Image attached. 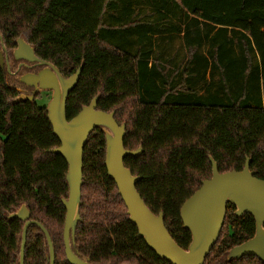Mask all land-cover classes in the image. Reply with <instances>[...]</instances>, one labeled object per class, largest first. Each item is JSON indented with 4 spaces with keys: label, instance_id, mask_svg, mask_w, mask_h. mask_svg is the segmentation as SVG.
Wrapping results in <instances>:
<instances>
[{
    "label": "trees",
    "instance_id": "1",
    "mask_svg": "<svg viewBox=\"0 0 264 264\" xmlns=\"http://www.w3.org/2000/svg\"><path fill=\"white\" fill-rule=\"evenodd\" d=\"M24 38L64 77L84 64L70 92L67 118L99 96L98 109L126 123L124 146L142 147L125 166L146 205L165 215L187 249L191 233L180 209L212 176L251 170L264 180V0H0V46L10 59ZM13 70V66H11ZM20 81L0 65V264H19L22 204L48 230L55 264H70L63 236L68 164L47 150L60 145L47 102L23 98ZM50 93V92H48ZM31 95L30 93H24ZM102 127L83 152L80 216L72 248L94 264H171L138 237L105 164ZM227 205L217 243L204 264H264L256 256L227 260L255 233L252 215ZM42 230L30 225L24 264H49Z\"/></svg>",
    "mask_w": 264,
    "mask_h": 264
},
{
    "label": "water",
    "instance_id": "2",
    "mask_svg": "<svg viewBox=\"0 0 264 264\" xmlns=\"http://www.w3.org/2000/svg\"><path fill=\"white\" fill-rule=\"evenodd\" d=\"M16 43L17 46L13 50L16 60L24 59L35 65L44 66L38 73H29L21 78L22 82L35 88L33 94L21 96L34 100L37 92H51L46 108L48 119L54 134L60 140V145L47 151L61 155L68 164L66 180L69 193L68 198H63L62 202L66 209L63 229L65 253L70 264H94L89 258H81L73 250L72 243L81 219L83 152L89 135L97 127H102L105 133L106 168L126 205L129 220L136 225L138 237L144 239L160 259L171 264H204L219 239L226 219L227 205L231 203L235 206L236 217H243L246 214L253 216L256 229L251 238L228 251L227 260H238L251 255L264 263V180L256 177L255 172L251 170L250 159H247L241 170L220 172L216 160L209 156L212 163L211 178L203 180L201 186L185 200L180 209L183 226L192 236L190 244L185 249L174 240L166 227L164 212L155 214L138 192L136 184L142 177L133 175L125 166V157H137L142 152V147L136 150L125 148L126 123L117 122L115 111L98 109L99 96H95L88 105H84L72 119L68 120L67 99L80 80L84 64L71 76L64 77L55 64L39 58L34 48L24 38H18ZM5 54L7 57V49L3 46L2 50L0 49V65L4 67L6 63L10 71ZM9 217L25 221L19 264H24L27 231L32 224L37 225L44 233L49 246V264H55L51 236L42 223L30 219V211L26 204H22Z\"/></svg>",
    "mask_w": 264,
    "mask_h": 264
},
{
    "label": "flooded vegetation",
    "instance_id": "3",
    "mask_svg": "<svg viewBox=\"0 0 264 264\" xmlns=\"http://www.w3.org/2000/svg\"><path fill=\"white\" fill-rule=\"evenodd\" d=\"M0 49L2 50L1 46H0ZM5 58H7L9 61V66H10L9 72H11L13 75H15V77L22 84V86L19 89L23 92V94L24 93L33 94L35 91L34 86L28 85V84L22 82L21 78L24 75L29 74V73H38L44 66L35 65L33 62H28L24 59H19V60H16L15 58L10 59L8 52H7V57L5 54ZM11 66H13V70L11 69ZM41 92H50V91H41ZM50 94H51V92H50Z\"/></svg>",
    "mask_w": 264,
    "mask_h": 264
},
{
    "label": "rangeland",
    "instance_id": "4",
    "mask_svg": "<svg viewBox=\"0 0 264 264\" xmlns=\"http://www.w3.org/2000/svg\"><path fill=\"white\" fill-rule=\"evenodd\" d=\"M42 100H40V97L37 99L39 102L40 101H42V103H45V102H47L48 103V101H49V99L51 98V94L50 93H48V92H44L43 94H42ZM1 145H2V142H1V140H0V148H1Z\"/></svg>",
    "mask_w": 264,
    "mask_h": 264
}]
</instances>
